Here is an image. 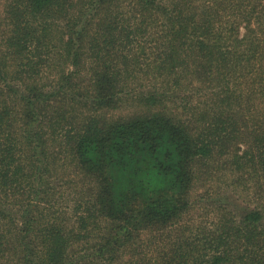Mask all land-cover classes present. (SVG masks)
Listing matches in <instances>:
<instances>
[{
	"label": "trees",
	"instance_id": "1",
	"mask_svg": "<svg viewBox=\"0 0 264 264\" xmlns=\"http://www.w3.org/2000/svg\"><path fill=\"white\" fill-rule=\"evenodd\" d=\"M0 264H264V0L4 1Z\"/></svg>",
	"mask_w": 264,
	"mask_h": 264
},
{
	"label": "rangeland",
	"instance_id": "2",
	"mask_svg": "<svg viewBox=\"0 0 264 264\" xmlns=\"http://www.w3.org/2000/svg\"><path fill=\"white\" fill-rule=\"evenodd\" d=\"M4 1H6V0H2V3H0V12L4 9ZM128 107V106H127ZM129 109H126V111L127 112H131V111H133V105L131 106L130 105V107H128ZM225 180V178L222 176V175H219V174H216L211 180H210V182L208 183V185H207V189H209L210 190V192H217V191H219L221 188V186H223V181ZM242 187L239 189L240 191V193L242 192ZM203 189H200L199 191L201 192ZM214 190V191H213ZM227 190H229V189H227ZM229 193H232V192H229ZM239 193V194H240ZM199 194V193H198ZM217 195V194H216ZM241 195L242 196H246L247 194H245V193H241ZM249 195H250V197H249V199H252L253 198V196H251L252 195V192H251V190L249 191ZM245 203H249V201L248 200H246L245 201ZM204 205H207V203L206 202H204Z\"/></svg>",
	"mask_w": 264,
	"mask_h": 264
}]
</instances>
